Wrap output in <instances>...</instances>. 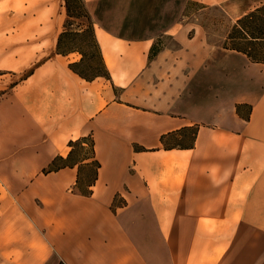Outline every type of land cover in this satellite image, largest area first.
<instances>
[{"label": "crops", "instance_id": "obj_1", "mask_svg": "<svg viewBox=\"0 0 264 264\" xmlns=\"http://www.w3.org/2000/svg\"><path fill=\"white\" fill-rule=\"evenodd\" d=\"M81 2L106 76L56 52L64 0H35L34 56L0 72V264H264V61L185 16L264 0Z\"/></svg>", "mask_w": 264, "mask_h": 264}, {"label": "rangeland", "instance_id": "obj_2", "mask_svg": "<svg viewBox=\"0 0 264 264\" xmlns=\"http://www.w3.org/2000/svg\"><path fill=\"white\" fill-rule=\"evenodd\" d=\"M35 0H0V68L9 67L10 64L18 63L11 67L15 70H0L2 74L14 73L16 79L24 75L25 64L31 61L36 47L34 46L33 34L25 32V25L32 24V18H26L36 10ZM187 20L199 24L204 28L209 41L222 45H233L232 40L227 37L231 34L235 23L228 18L216 6H202L196 3L188 5L186 10ZM252 23V29H258L260 36H264V11ZM66 35L64 37L65 47H70L81 52L82 62L78 66L84 74L90 75L88 66L97 60L96 51L92 41V34L89 31L92 23L86 14L81 0H70V17H66ZM256 27V28H255ZM93 29V28H92ZM257 33V32H256ZM257 57L264 59V42H258L254 47ZM22 64V65H21ZM20 68V70H19ZM7 75L1 77L7 79ZM8 86V85H6ZM90 144L76 148L75 158L89 157Z\"/></svg>", "mask_w": 264, "mask_h": 264}, {"label": "trees", "instance_id": "obj_3", "mask_svg": "<svg viewBox=\"0 0 264 264\" xmlns=\"http://www.w3.org/2000/svg\"><path fill=\"white\" fill-rule=\"evenodd\" d=\"M64 2H65L66 17H70V0H64ZM262 11H264V6L257 8L252 13L239 19L234 25L231 34H229L228 36V38L233 41V46L245 52L252 60H256V61H264V59L257 57V55L254 53V47L257 46L258 42H264V41H258V40L264 39V36L259 35L258 29H252V23H255L256 19H260L259 15L262 14ZM66 25H67V20L64 23V29H63V32L59 36L57 48H56V52L62 55H65L66 53L71 52V51H77L73 48H70L67 46L65 47L64 45L63 40L67 32ZM89 31L92 34V41L94 44V48L96 51V57H97V60L88 66L90 75L84 74V72L78 68V66L82 62V57L79 62L69 64V68L74 73H76L78 76H80L81 78L85 80H91L97 76L107 75L102 57L100 55L98 45L94 39L92 26H90ZM79 53L81 54V52Z\"/></svg>", "mask_w": 264, "mask_h": 264}]
</instances>
